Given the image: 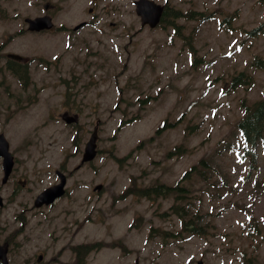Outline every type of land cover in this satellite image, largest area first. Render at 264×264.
<instances>
[{
  "label": "rangeland",
  "instance_id": "rangeland-1",
  "mask_svg": "<svg viewBox=\"0 0 264 264\" xmlns=\"http://www.w3.org/2000/svg\"><path fill=\"white\" fill-rule=\"evenodd\" d=\"M98 1L0 0V46L29 68L26 84L0 74V133L24 180L13 201L0 158L10 264H77L78 245L95 246L85 264H264V141L245 149L237 126L264 92V0H156L184 15L155 29L142 28L135 0ZM46 4L62 30L27 31L24 18ZM189 10L214 14L191 21ZM241 72L250 83L234 86ZM66 112L78 122L67 124ZM97 124L98 155L78 168ZM57 170L66 194L35 208ZM178 183L179 200L121 197ZM183 203L206 235L181 231Z\"/></svg>",
  "mask_w": 264,
  "mask_h": 264
},
{
  "label": "trees",
  "instance_id": "trees-1",
  "mask_svg": "<svg viewBox=\"0 0 264 264\" xmlns=\"http://www.w3.org/2000/svg\"><path fill=\"white\" fill-rule=\"evenodd\" d=\"M169 15L168 11H165L164 13V19L166 16ZM182 16L181 13L174 14V17H180ZM164 127V124L162 127L158 129L156 134L160 133V130H162ZM238 127L241 131H243L246 139L252 143V144H258V142H261L264 139V96L260 100L256 101L252 105H248L245 108V114L243 118L238 122ZM196 169V167H193L192 170ZM182 189L176 188V187H169L164 185H158L156 187H150L144 190H140L142 195L145 196H152V195H162L164 193H170L171 191H175L179 193ZM132 191V189H129L126 191L125 194H128ZM191 221L192 218H189ZM184 229L188 230L192 234H203L202 228L200 225H197L196 223H193L192 226H186L184 225ZM93 247L90 246H78L76 248L78 258H80V255L82 253H89Z\"/></svg>",
  "mask_w": 264,
  "mask_h": 264
},
{
  "label": "water",
  "instance_id": "water-1",
  "mask_svg": "<svg viewBox=\"0 0 264 264\" xmlns=\"http://www.w3.org/2000/svg\"><path fill=\"white\" fill-rule=\"evenodd\" d=\"M138 13L142 16L143 24H150L151 26H156L160 21L163 7L155 4L149 0H140L137 2ZM30 24L31 30H41L43 27L50 28L52 26L51 19L48 17L37 18V19H26ZM12 57L19 58V56L11 55ZM68 122H71V119H67ZM96 155V136H93L91 141L87 144L86 152L84 155V161L91 160ZM66 183V178L62 175L61 184L49 188L39 195L36 205L41 206L44 203L49 204L53 202L57 197L61 196L64 193V185ZM4 264H7L6 261ZM138 264V263H137Z\"/></svg>",
  "mask_w": 264,
  "mask_h": 264
},
{
  "label": "flooded vegetation",
  "instance_id": "flooded-vegetation-1",
  "mask_svg": "<svg viewBox=\"0 0 264 264\" xmlns=\"http://www.w3.org/2000/svg\"><path fill=\"white\" fill-rule=\"evenodd\" d=\"M24 31V29H22L21 28V30L19 31V32H23ZM0 228H1V225H0ZM0 235H1V232H0ZM6 240V239H5ZM0 242H2V240H1V236H0ZM3 242H4V240H3Z\"/></svg>",
  "mask_w": 264,
  "mask_h": 264
}]
</instances>
